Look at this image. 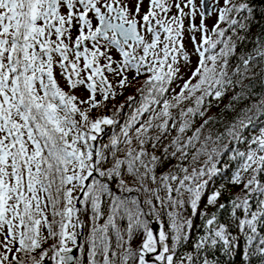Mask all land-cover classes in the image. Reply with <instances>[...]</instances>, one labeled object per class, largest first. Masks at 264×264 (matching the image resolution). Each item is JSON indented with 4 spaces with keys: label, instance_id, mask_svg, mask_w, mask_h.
Returning <instances> with one entry per match:
<instances>
[{
    "label": "snow or ice",
    "instance_id": "6c2138e0",
    "mask_svg": "<svg viewBox=\"0 0 264 264\" xmlns=\"http://www.w3.org/2000/svg\"><path fill=\"white\" fill-rule=\"evenodd\" d=\"M144 4L145 0H0V264H45L46 258L55 264H84V245H77L75 229L88 226L82 215L89 212L87 264H215L204 254L205 248L222 242L225 251L231 252L239 236L233 237L225 224L213 227L217 214L212 213L205 219L207 234L199 237L192 252H180L193 228V220L181 209L187 211V205L191 215H197L209 182L222 172L220 159L229 151L231 160L242 161L230 179L235 185L243 184V196L230 201L232 221L245 237L242 264H253L254 259L264 264V199L256 200L255 210L250 201L252 193L264 196V128L244 135L255 119L264 116V99L242 109L214 140L208 135L201 142L203 128L212 117L194 127L195 118L204 117L211 107L209 98L220 101L233 92L226 105L229 109L244 99L248 88L244 81L250 73L255 76L253 68L264 64V41L256 44L253 37V49L238 52L256 23L252 0H223L222 4L221 0L211 4L200 0L199 5L197 0H148L146 10ZM213 12L217 19L209 34L206 13ZM186 20L198 60L185 79L182 69L192 62L184 43ZM113 49L121 59L113 58ZM233 58L235 64H231ZM56 68L69 89L82 86L87 98L66 92L57 80ZM105 72L120 78V88L130 84L128 72L135 73L133 79L146 76L137 89L139 106L122 128L131 143L129 131L139 124L135 134L140 150L135 155L129 150L126 161L116 160L110 168L104 167L103 148L108 145L96 148L93 142L103 132L102 125L118 123L114 118L118 112L95 120L89 115L91 109L117 95ZM178 80L182 84L176 92L171 85ZM237 87L240 91L235 92ZM170 91L171 100L166 96ZM127 99L131 106L135 97ZM186 101L192 106L185 110L181 105ZM172 109H180L178 126ZM145 113L147 119L141 123ZM153 128L161 135H148ZM172 129L177 135L157 149ZM190 131L192 135H186ZM111 143L116 147L119 140L113 137ZM244 143V151L229 147ZM189 157L185 167L183 162ZM172 159L181 162L172 165L176 172L170 169L158 177L157 170ZM125 172L142 187L147 181H159L164 198L159 187L145 190L160 208L172 209L166 213L169 232L161 226L157 237L148 220L141 219L160 215L152 199L143 202L148 206L145 210L137 197L117 194L139 191L127 185ZM245 172L250 173L246 181L241 175ZM114 180H118L115 189ZM220 196L214 190L206 207L215 205ZM225 207L219 205V209ZM110 233L115 235V245ZM140 234V244L133 247ZM57 237L58 246L44 249L49 238ZM69 242L79 248V258L70 255Z\"/></svg>",
    "mask_w": 264,
    "mask_h": 264
},
{
    "label": "trees",
    "instance_id": "16d2710c",
    "mask_svg": "<svg viewBox=\"0 0 264 264\" xmlns=\"http://www.w3.org/2000/svg\"><path fill=\"white\" fill-rule=\"evenodd\" d=\"M252 5L255 9V21L252 25L251 31L247 34L248 39L245 41L243 45L238 48V52L242 51H248L252 50L254 47L253 37H255V43L258 44L261 41H264V0H252ZM224 25H222L223 27ZM211 34V31L209 32ZM241 35H244V33H241ZM215 39V36L212 37ZM236 59L233 58L231 61V64H235ZM264 68V64H258L255 68H253V72L255 73V76H252V74H249V79H246L244 83L248 85V88L246 90V96L244 99L240 101L233 102V107L231 109L227 108L226 105L229 104V101L233 95V92H228L224 97L221 98L220 101H216L213 98H209L211 102V107L208 108L206 111V114L204 117H196L194 122V127H199L204 120L208 119L209 117H212L213 119L209 121L207 125L204 126L202 135H201V142H203L204 137L211 135L213 140L216 138L218 133H223L226 130V127L239 116L241 113V110L245 107H251L253 104H257L260 102L261 99H264V71H261V69ZM109 78L108 72H105ZM134 76V75H133ZM132 77H128V80L130 81V84H127L125 87L120 88L119 85H113L114 90L117 93L115 98H109V100L105 101L100 107L91 109L89 111L90 118L95 120L99 119L103 116H110L112 117L114 112H118V115H116L114 118L118 121V123H115L113 125H105L106 132L103 135H99L98 138L100 139L101 145L100 148H102L103 145H108L107 148H103V151L105 152V155L107 156V160L104 162L105 168H110L114 165L116 160H127L128 158V152L129 150H133V155H135L139 150V142L136 139L135 134V127H139V124L135 125V127L129 131V137L131 138V143H128V138H126L122 134V128L123 125L126 123L128 118L131 116V114L134 111L135 107L139 106V102L141 100L140 93L137 91L142 84L143 81L146 79V76L141 75L137 77L136 79H133ZM177 81H175L171 88L175 89L176 92L180 91L181 84H177ZM235 92L240 91L239 87L234 89ZM173 93L170 91L168 94H166L167 98L169 100L172 99ZM199 95V93H198ZM133 96L135 97V100L130 103L128 102V97ZM98 100H102V96H97ZM124 105L122 110L120 109V106ZM192 106L191 102L186 101L184 104L181 105V108H184L186 110L187 107ZM155 107V106H154ZM160 107H156V111L158 112L160 110ZM85 110L87 109V106L82 107ZM180 109H172L173 115L176 117L177 126L179 124V121L181 120V117L178 115ZM255 111V110H254ZM148 114L145 113L143 117L140 118V122L142 123L145 119H147ZM161 121H154V123H160ZM172 121H169V124H171ZM261 128H264V116H259L258 119H255L253 121V124L249 127L248 130L245 131V136H251L252 134H256L259 132ZM148 135L156 136L161 135V132L159 129L153 128ZM177 135V132L175 129H172L170 131V134L167 135L166 138L162 137V144L157 145V149H162L163 146L170 143L171 139ZM186 135H192V132H188ZM113 137L117 138L119 140V143L116 145V147L112 146V139ZM237 147L239 150L244 151L246 150L247 143L244 144H235L230 145L231 147ZM145 147L148 149L149 152L155 151L156 155H160L159 150H153L150 145H145ZM199 147V145H197ZM252 147H255L253 145ZM115 153V155H113ZM231 152H226L220 159V164L218 167L222 168V172L214 177L210 182L206 189V191L203 194L202 200L200 202L199 210L196 216L191 215V209L188 208L187 205H185V208L187 211H184L181 209V211L184 213L185 216L191 218L193 220V228L190 230L189 239L185 243L184 247H182L179 251L180 252H192L194 244L198 241L199 237L202 235H206L205 230V219L210 218L212 213L217 214V224L213 227H217L219 224H225L228 226L229 232L233 237L239 236V240L237 242L238 246L235 247L231 252L225 251V248L223 246L222 242H218L215 247L208 246L204 250V254L208 256L210 260L215 261V264H242L241 256L242 252L246 247L245 243V237L239 233V230L235 227L234 222L231 218V199H234L237 196H243V184L235 185L233 183H230V179L233 176L234 172L238 169L240 163H242L241 160L237 159L235 161L230 159ZM190 157L189 160L184 161L183 164L185 167L189 166L190 163ZM206 159V157H203L202 160ZM181 162L178 159H172L170 162H166L162 167H160L157 170V176L167 173L170 169L173 172H176V168H173L172 165H179ZM137 167H140L137 163ZM126 169V165L123 166L122 170ZM141 172H143V169L141 168ZM178 175H182V173H178ZM245 181L249 178L250 173H241ZM124 179L127 182V185L129 187H132L134 189H139V191H133L131 193L124 192L120 193L117 192V194L122 196H135L141 201V206L147 210L148 206L144 204L143 202L152 199L153 203L157 205V209L160 212V215L157 216H146L141 217V219H147L148 220V226L152 230V225L157 224L159 226V231L161 230V226H163V230L165 232H169V218L167 216V212L171 211L172 209L169 207L160 208V204L158 201L155 200L154 196L151 195V192L146 191L145 189H156L160 188L159 195L164 198L166 196L165 191L163 190L162 186L159 184V181L157 183H152L151 181H147L145 186H141L139 183L135 182L134 179L127 175L125 172ZM261 182L264 183V178L261 179ZM118 183V180H114L112 182V186L115 189V185ZM175 186V185H174ZM219 190L221 192V196L218 199L217 203L215 205H207V199L208 196L214 191ZM250 191V189H249ZM186 198V197H185ZM257 199H264V196L258 194V193H252L250 196V201L253 204V210H255V204ZM165 203L167 204V201L165 200ZM220 204H225L226 207L224 209H219ZM82 210L84 209V205L79 204V206ZM237 215L241 216L243 218V214L237 210ZM51 219V216L49 217ZM106 219V216L105 218ZM82 220L85 222L86 225H88L85 228L77 229V232L79 233L77 240L80 239V245H84V264H87L86 262V254H87V244H86V237L88 234V231L90 229V212L82 215ZM99 223H103V220L99 221ZM118 223L123 226L124 222L119 221ZM259 227V226H258ZM158 231V234H159ZM261 234H264L262 232ZM44 235H47V232L44 233ZM112 235V242L113 245H115V235L114 233H110ZM142 234L138 235L135 241L133 242V247H136L140 244L142 239ZM127 239V237H125ZM59 237L52 239L49 238L43 245L44 249L51 248L54 244L58 246ZM169 246L171 247L172 241H168ZM159 246V245H158ZM76 247V245H74ZM54 253L50 252L49 255H53ZM81 256V252L78 248V256L79 258ZM45 262L48 264H55L54 260L45 259ZM253 264H259L258 261L255 259L253 260Z\"/></svg>",
    "mask_w": 264,
    "mask_h": 264
},
{
    "label": "rangeland",
    "instance_id": "374dc122",
    "mask_svg": "<svg viewBox=\"0 0 264 264\" xmlns=\"http://www.w3.org/2000/svg\"><path fill=\"white\" fill-rule=\"evenodd\" d=\"M214 0H209V3H213ZM147 3H148V0H145V4H144V10L147 9ZM200 3V0H197V4L199 5ZM223 3V0H221V4ZM217 19V13L213 12L210 16H207L206 19H205V24L207 25L208 29L211 31L212 27H213V24L215 23ZM95 23V21H94ZM196 23L199 24L200 23V17L199 15L197 16L196 18ZM185 28H186V32H185V36H184V43H185V46H186V49L187 51L190 53L191 55V64L184 67L182 69L183 73H184V78L186 79L187 76L190 74V69H193L196 65V62L198 60V57L194 54L193 52V47H192V42L191 40L189 39V36L191 35V33L189 31H187V28H188V21L186 20L185 21ZM75 32L73 33V35L75 36ZM195 36H196V39L197 41L200 40V36L201 34L199 32L195 33ZM89 47H91V42H89L88 44ZM71 58V57H70ZM113 58L116 59V60H119L121 59V57L116 54V50L113 49ZM105 63V61L101 60V64ZM83 66V62L81 61V67ZM113 67H116V65H113ZM55 73H56V77H57V80L58 82L60 83L61 87L66 91V92H70V94H75L77 97H79L80 99H86L87 96H88V92L85 90L84 87H78L77 89L75 90H71L68 88L67 86V82L66 80L60 76V70L58 68L55 69ZM128 77H132L133 75H135L134 72H128L126 73ZM105 75L107 76V74L105 73ZM109 81L112 82L113 85H118V80L120 79L119 77H116L114 76V74L110 73L109 74ZM177 84H182V81L178 80L176 82ZM97 96H101L100 93H97ZM86 105H81V107H85ZM77 119H79V116L76 117ZM103 126V125H102ZM101 126V127H102ZM105 126V125H104ZM97 136L101 135L100 133L96 134ZM73 222L75 223V218L73 220ZM72 229H70L71 231ZM75 231H77V229H75ZM46 232V230L44 231V233ZM43 233V234H44ZM68 246L70 248H74V245L71 244V242L68 243ZM152 257L154 258V255L155 254H151Z\"/></svg>",
    "mask_w": 264,
    "mask_h": 264
},
{
    "label": "water",
    "instance_id": "95a60500",
    "mask_svg": "<svg viewBox=\"0 0 264 264\" xmlns=\"http://www.w3.org/2000/svg\"><path fill=\"white\" fill-rule=\"evenodd\" d=\"M207 13H206V17H207ZM102 128L104 129L103 132H101L100 134L103 135L106 132V127L103 125ZM96 146V148H100L101 142L100 139L97 138V140L95 142H93ZM77 206H79V203H77ZM152 231L154 233V235H156L158 237V231H159V226L157 224H153L152 225ZM77 245H80V239L77 240ZM159 247V246H158ZM70 255H73L75 257L78 256V247L76 246L75 248H73V251L70 253ZM45 264H48L47 262H45Z\"/></svg>",
    "mask_w": 264,
    "mask_h": 264
}]
</instances>
